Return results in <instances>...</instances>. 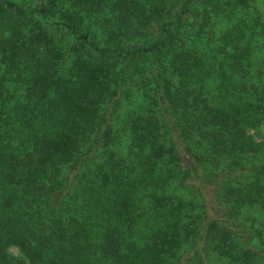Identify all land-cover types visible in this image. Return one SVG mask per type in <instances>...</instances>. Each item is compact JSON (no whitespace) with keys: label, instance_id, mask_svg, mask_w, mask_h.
<instances>
[{"label":"trees","instance_id":"1","mask_svg":"<svg viewBox=\"0 0 264 264\" xmlns=\"http://www.w3.org/2000/svg\"><path fill=\"white\" fill-rule=\"evenodd\" d=\"M257 53L264 0H0V264H264Z\"/></svg>","mask_w":264,"mask_h":264},{"label":"rangeland","instance_id":"2","mask_svg":"<svg viewBox=\"0 0 264 264\" xmlns=\"http://www.w3.org/2000/svg\"><path fill=\"white\" fill-rule=\"evenodd\" d=\"M256 55L257 56H253V57H258V58H263L264 57L263 54H260V53H257ZM208 191H209V188H208ZM209 196H210V193H209ZM10 250L12 251V253L18 254V250H17L16 247H11Z\"/></svg>","mask_w":264,"mask_h":264}]
</instances>
